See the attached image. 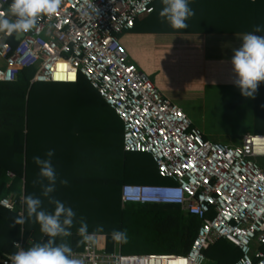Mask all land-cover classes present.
<instances>
[{
	"label": "built area",
	"instance_id": "1",
	"mask_svg": "<svg viewBox=\"0 0 264 264\" xmlns=\"http://www.w3.org/2000/svg\"><path fill=\"white\" fill-rule=\"evenodd\" d=\"M155 1L62 0L55 16L43 17L29 32L0 33V82H13L23 69H34L30 84L84 78L121 121L123 150L149 154L169 181L125 184L121 203L178 205L200 220L184 255L123 254L114 241L106 251L105 235L96 233L92 248L82 243L73 251L86 264H112L114 257L119 264H205L204 251L219 239L239 251L234 264H264V166L256 162L264 159V135L245 134L237 145L204 138L128 61L119 37L150 15ZM9 4L0 0V13ZM0 206L13 210L14 203L2 197ZM16 244L24 246L22 239L13 242L16 251ZM11 256L0 264H11Z\"/></svg>",
	"mask_w": 264,
	"mask_h": 264
},
{
	"label": "trees",
	"instance_id": "2",
	"mask_svg": "<svg viewBox=\"0 0 264 264\" xmlns=\"http://www.w3.org/2000/svg\"><path fill=\"white\" fill-rule=\"evenodd\" d=\"M153 6L148 22L164 30L168 23L159 15L161 0ZM189 6L194 11L186 21L190 31L245 33L259 26L258 35L264 34V0H190ZM33 74L34 69H23L13 82H0V198L14 203L13 210L0 206V256L14 254L15 241L22 239L27 249L47 240L32 220L13 226L21 213L26 216L24 196L39 197L48 212L55 208L42 195L47 181L39 177L34 157L51 160L57 182L50 197L75 212L71 236L64 238L73 251L82 249L78 228L83 218L90 233L105 235L106 251L113 248L111 232L126 230L128 245L160 254H186L200 226L196 216L173 204L121 203L125 184L169 181L158 175L149 154L123 150L122 123L113 110L82 77L75 83L30 84ZM204 254L205 264H234L240 257L237 248L223 239Z\"/></svg>",
	"mask_w": 264,
	"mask_h": 264
},
{
	"label": "crops",
	"instance_id": "3",
	"mask_svg": "<svg viewBox=\"0 0 264 264\" xmlns=\"http://www.w3.org/2000/svg\"><path fill=\"white\" fill-rule=\"evenodd\" d=\"M149 18L137 19L133 30L120 35V44L128 61L147 76L165 98L186 115L191 114L188 118L194 126L206 129L198 113L207 112L209 105L231 109L245 105L264 117V82L259 84L255 98L242 96L233 82L235 74L230 61L233 50L242 44L239 37L244 32L176 30L166 23L164 31L152 26ZM213 136L217 135L205 137ZM20 189L23 191V186Z\"/></svg>",
	"mask_w": 264,
	"mask_h": 264
},
{
	"label": "clouds",
	"instance_id": "4",
	"mask_svg": "<svg viewBox=\"0 0 264 264\" xmlns=\"http://www.w3.org/2000/svg\"><path fill=\"white\" fill-rule=\"evenodd\" d=\"M163 5L160 17L171 28L179 30L188 27V21L194 11L190 8V0H161ZM62 0H11L7 13H0V33L12 35L14 33H27L36 28L43 17L51 19L60 9ZM257 26L253 32L242 34L239 38L242 44L233 50L231 58V71L235 74L234 84L239 88L240 94L246 98H255L259 84L264 82V34ZM53 155L49 150L48 157ZM39 166V177L46 180L42 195L49 197V203L54 204L53 212L42 208V200L33 195L24 196L26 216L21 213L14 221L13 226L23 225L32 220L39 225L40 232L47 240L34 243L25 249L16 244L19 250L11 256V264H86L83 256L73 252L72 247L64 240L71 236L70 229L74 223L75 212L70 207L50 197L55 191L57 174L50 159L34 157ZM60 183L67 184V180ZM97 232L102 231L98 228ZM78 235L81 243L92 248L96 243V232L90 233L86 221L80 219ZM60 238L61 242H57ZM111 238L117 245L128 243L126 230H113ZM112 264H119V258L114 257Z\"/></svg>",
	"mask_w": 264,
	"mask_h": 264
},
{
	"label": "rangeland",
	"instance_id": "5",
	"mask_svg": "<svg viewBox=\"0 0 264 264\" xmlns=\"http://www.w3.org/2000/svg\"><path fill=\"white\" fill-rule=\"evenodd\" d=\"M196 24L198 25L199 23ZM187 25V30L193 29L190 23ZM207 108V112L203 114L198 113L202 117L204 121L203 125L206 129L203 131L202 127L198 128L205 136L210 134L217 135L209 138L203 135L204 138L210 141L237 145L240 144L245 134L264 135V117L261 113H256V110L253 112L248 106H235L231 109L229 107L209 105ZM256 162L264 166L263 158H256ZM120 251L123 254H160L156 250L137 248L128 244H123L120 247Z\"/></svg>",
	"mask_w": 264,
	"mask_h": 264
},
{
	"label": "water",
	"instance_id": "6",
	"mask_svg": "<svg viewBox=\"0 0 264 264\" xmlns=\"http://www.w3.org/2000/svg\"><path fill=\"white\" fill-rule=\"evenodd\" d=\"M19 36H21V34H19Z\"/></svg>",
	"mask_w": 264,
	"mask_h": 264
}]
</instances>
